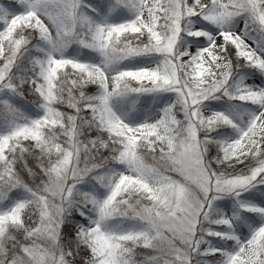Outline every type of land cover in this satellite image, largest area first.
Instances as JSON below:
<instances>
[{"label": "snow or ice", "instance_id": "snow-or-ice-1", "mask_svg": "<svg viewBox=\"0 0 264 264\" xmlns=\"http://www.w3.org/2000/svg\"><path fill=\"white\" fill-rule=\"evenodd\" d=\"M0 264H264V0H0Z\"/></svg>", "mask_w": 264, "mask_h": 264}]
</instances>
